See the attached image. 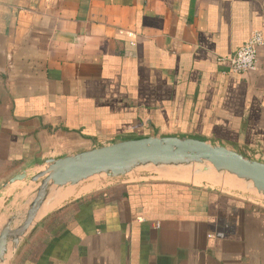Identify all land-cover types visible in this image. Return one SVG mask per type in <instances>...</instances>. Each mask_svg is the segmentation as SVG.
<instances>
[{
	"label": "crops",
	"instance_id": "1",
	"mask_svg": "<svg viewBox=\"0 0 264 264\" xmlns=\"http://www.w3.org/2000/svg\"><path fill=\"white\" fill-rule=\"evenodd\" d=\"M253 31L264 0H0V214L46 160L130 138L264 162V44L228 63ZM186 183L61 187L5 264H264V207Z\"/></svg>",
	"mask_w": 264,
	"mask_h": 264
},
{
	"label": "water",
	"instance_id": "2",
	"mask_svg": "<svg viewBox=\"0 0 264 264\" xmlns=\"http://www.w3.org/2000/svg\"><path fill=\"white\" fill-rule=\"evenodd\" d=\"M208 164L218 175H233L264 195L263 161L250 158L225 145L194 137L166 135L130 138L48 159L29 178L30 182H38L39 185L25 209L8 217L0 226V264H5L9 254L43 214L46 203L61 187L74 186L96 175L122 177L140 167L184 166L205 171L209 170ZM26 178L27 172L23 170L8 182Z\"/></svg>",
	"mask_w": 264,
	"mask_h": 264
},
{
	"label": "rangeland",
	"instance_id": "3",
	"mask_svg": "<svg viewBox=\"0 0 264 264\" xmlns=\"http://www.w3.org/2000/svg\"><path fill=\"white\" fill-rule=\"evenodd\" d=\"M200 167H203L200 166ZM209 170L200 171L196 167L184 166H161V167H140L122 177L107 178L105 176H92L78 184L74 185V190L77 194L89 190H95L100 187L109 186L119 182H148V181H179L186 183L189 186H198L205 189H212L219 193H228L244 199L247 203L254 206L264 207V195L257 192L251 185L244 183L233 175L222 173L218 175L216 171L208 164ZM31 177V176H30ZM194 183V184H190ZM20 188L15 189L12 194H9L5 203V209L0 214L1 217L7 218L16 212H22L26 205L25 201H29L35 189L38 187V182H30L29 176L22 183L18 184ZM72 188V185H67L66 189ZM24 191L21 199H15L19 192Z\"/></svg>",
	"mask_w": 264,
	"mask_h": 264
},
{
	"label": "built area",
	"instance_id": "4",
	"mask_svg": "<svg viewBox=\"0 0 264 264\" xmlns=\"http://www.w3.org/2000/svg\"><path fill=\"white\" fill-rule=\"evenodd\" d=\"M263 44L262 33L253 31L243 45L228 58L229 70L236 74L256 71L258 67V50Z\"/></svg>",
	"mask_w": 264,
	"mask_h": 264
},
{
	"label": "bare ground",
	"instance_id": "5",
	"mask_svg": "<svg viewBox=\"0 0 264 264\" xmlns=\"http://www.w3.org/2000/svg\"><path fill=\"white\" fill-rule=\"evenodd\" d=\"M161 167V166H160ZM238 180V179H237ZM59 191V190H58Z\"/></svg>",
	"mask_w": 264,
	"mask_h": 264
}]
</instances>
